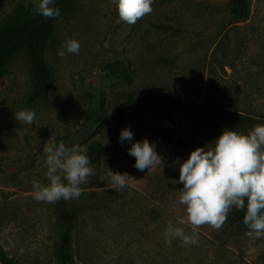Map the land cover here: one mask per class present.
<instances>
[{
    "label": "rangeland",
    "instance_id": "1",
    "mask_svg": "<svg viewBox=\"0 0 264 264\" xmlns=\"http://www.w3.org/2000/svg\"><path fill=\"white\" fill-rule=\"evenodd\" d=\"M229 1L155 0L154 11L130 25L120 20L114 0H73L49 42L48 92L34 102L30 58L26 52L13 57L0 79V245L11 257L20 264H61V214L69 211L76 264H264V238H249L232 219L235 209L220 230L202 227L198 245L164 240L169 222L190 232L179 224L186 218L178 203L179 141L214 146L218 108L253 117L248 131L264 124V0H250V17L242 22L232 17ZM25 3L0 0V24ZM68 39L80 43L79 54L60 57ZM121 63L131 67L126 79L116 74ZM94 87L112 110L132 94L179 99L164 105L166 117L151 109L127 124L114 115L93 122L85 115L92 107L86 93ZM25 109L36 113L32 125L14 119ZM126 128L133 140L121 144ZM95 138L109 147L100 162L90 159L96 175L81 185L82 195L34 200L32 182L48 183L45 148L63 142L88 155ZM144 139L164 163L141 172L128 149ZM107 167L130 176L122 191L112 189Z\"/></svg>",
    "mask_w": 264,
    "mask_h": 264
},
{
    "label": "clouds",
    "instance_id": "2",
    "mask_svg": "<svg viewBox=\"0 0 264 264\" xmlns=\"http://www.w3.org/2000/svg\"><path fill=\"white\" fill-rule=\"evenodd\" d=\"M29 2L32 0H26L25 7ZM114 3L120 20L131 25L154 11L155 0H114ZM32 10L45 18L60 16V9L54 6V0H34ZM80 48L77 40L68 39L58 50V55H78ZM14 119L32 125L36 113L21 110L14 113ZM132 140L133 133L128 128L120 132L121 144ZM214 141L213 148L197 147L179 164L178 183L183 187L178 203L184 206L186 213V218L181 219L179 224L190 226V232L169 222L164 230L168 246L177 238L185 246L198 245L200 229L208 226L220 230L234 209L245 210L243 224L249 238H264V124L254 126L246 134L223 130ZM45 152L48 183L32 182L33 199L43 203L78 199L83 193L81 185L87 184L89 178L96 175L86 150L80 145L66 147L60 142L47 146ZM128 153L135 157L134 167L141 172L164 163L155 144L147 139L132 143ZM106 176L117 192L125 188L130 178L127 173L113 172L108 167Z\"/></svg>",
    "mask_w": 264,
    "mask_h": 264
},
{
    "label": "trees",
    "instance_id": "3",
    "mask_svg": "<svg viewBox=\"0 0 264 264\" xmlns=\"http://www.w3.org/2000/svg\"><path fill=\"white\" fill-rule=\"evenodd\" d=\"M54 6L60 9L57 18H45L33 12L34 1L20 4L13 14L0 24V79L8 70L10 61L17 54L26 52L33 67L34 81L30 95V101L42 99L48 92L52 77V67L48 61V46L59 20L68 14L74 6L73 0H54ZM229 9L232 17L237 22L247 21L250 17V0H230ZM155 27H165L163 24H155ZM114 68V67H113ZM131 67L127 63H121L116 68V74L124 79L129 77ZM87 99L91 102V109L85 117L89 121L101 122L108 116L114 115L120 123H130L141 118L151 109L166 117L164 105H176L178 97L152 98L147 94L137 96L130 95L124 103H117L115 107L110 104L108 96L96 87L87 91ZM105 104V107L103 106ZM218 123L211 129L212 133L220 136L223 130L248 131L252 126L253 117L229 108H218ZM210 129V126H209ZM178 156L183 162L197 147L189 142L179 141ZM109 144L101 138L92 139L88 144V156L98 163L104 157ZM214 146H207L213 148ZM245 210H234L232 219L239 225L243 224ZM63 222V234L59 243V255L61 264H76L73 256L72 244L74 237V215L65 211L61 214ZM0 264H20L11 257L0 245Z\"/></svg>",
    "mask_w": 264,
    "mask_h": 264
}]
</instances>
